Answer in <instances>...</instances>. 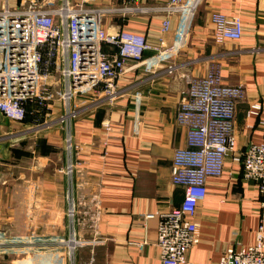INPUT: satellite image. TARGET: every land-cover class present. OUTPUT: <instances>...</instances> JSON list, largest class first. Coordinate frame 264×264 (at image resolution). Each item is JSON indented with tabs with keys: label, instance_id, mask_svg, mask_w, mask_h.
Wrapping results in <instances>:
<instances>
[{
	"label": "crops",
	"instance_id": "1",
	"mask_svg": "<svg viewBox=\"0 0 264 264\" xmlns=\"http://www.w3.org/2000/svg\"><path fill=\"white\" fill-rule=\"evenodd\" d=\"M19 1L0 0V6L13 8ZM166 4L113 0L112 6L120 10L103 16V28L141 33L153 45L162 37L166 49L181 22L178 15H170L168 31L159 34L165 16L160 9ZM214 11L241 17L239 40L214 44L207 18ZM187 35L173 54L150 51L144 55L151 61L147 66L130 62L117 82L121 95L114 102L76 97L71 106L80 112L64 127L37 128L22 136L19 129L45 119L38 107L28 108L37 117L28 115L17 125L0 115V232L24 240L4 252L0 264H159L154 213L167 212L182 199L181 188L170 179L173 152L186 143L187 129L176 123V109L189 80L203 76L211 62L220 63L223 83L242 84L246 93L235 109V153L225 158L220 177L206 180V195L193 217L201 239L186 252L185 264H218L226 247L254 243L257 226L264 225V201L233 157L248 144L261 142L264 132V0H199ZM103 50L113 52L107 45ZM168 66L174 67L172 74L166 72ZM253 102L262 109L246 117ZM62 111L54 99L45 116L52 119ZM102 121L114 129L109 136ZM67 131L80 145L79 152L66 149ZM76 158L81 165L68 176L65 169ZM70 198L79 201L78 211L85 210L82 205L91 213L95 203L100 207L96 234L88 227L83 230L100 242L87 244L88 250L74 247L69 256V248L57 241L70 238ZM145 214L154 217L145 220ZM141 240L146 244L136 249L132 243Z\"/></svg>",
	"mask_w": 264,
	"mask_h": 264
},
{
	"label": "built area",
	"instance_id": "2",
	"mask_svg": "<svg viewBox=\"0 0 264 264\" xmlns=\"http://www.w3.org/2000/svg\"><path fill=\"white\" fill-rule=\"evenodd\" d=\"M112 2L21 0L13 8L6 4L0 6V115L11 124H20L25 118V105L30 104L38 107L37 112L42 111L45 117L30 128L19 129L18 134L24 136L37 128L50 129L54 125L64 127L80 112L81 108L71 106L76 97H96L109 103L117 100L121 95L117 82L129 69L130 62H136L133 66H147L151 61L144 60L146 52L162 56L185 44L192 15L199 4V0H166V6L160 9L165 16L159 34L168 31L170 15H178L181 22L174 43L165 49L162 37L158 45H153L135 31L104 29L103 16L120 10L114 8ZM207 18L215 45L242 37V20L238 14L214 11ZM105 45L113 52L106 53L103 50ZM173 68L168 66L165 70L172 74ZM52 86H59V91L50 89ZM187 86L175 115L176 123L187 129L186 143L174 150L170 170L171 184L181 188L182 199L169 211L154 213L159 222L155 238L159 264H185L186 252L199 244V224L193 219L195 209L206 195L207 178L220 177L225 158L235 153V109L246 93L242 84L223 83L219 62H211L207 72L190 79ZM54 99L60 101L63 111L48 119L45 115H48L49 103ZM261 109L259 102H253L246 117L256 115ZM102 129L105 136L114 130L107 121H102ZM262 135L261 142L248 144L235 154L233 160L240 164L244 179L256 186L259 198L264 201V132ZM64 140L69 152L80 151V145L69 131ZM79 165V159H70L65 173L71 176ZM78 205L79 201L69 199L70 238L57 241L69 248V256L74 247L88 242L76 240V230L88 227L95 235L99 220L100 207L96 203L94 213L84 205L85 210L78 211ZM261 205L264 206V202ZM154 214H145L144 219L153 218ZM254 236L252 245L226 247L218 264H264L262 222ZM71 238L77 241L76 245H69ZM23 241L21 237L0 232V256L17 249ZM91 242L100 241L92 239ZM145 244V240L132 243L136 249H142Z\"/></svg>",
	"mask_w": 264,
	"mask_h": 264
},
{
	"label": "rangeland",
	"instance_id": "3",
	"mask_svg": "<svg viewBox=\"0 0 264 264\" xmlns=\"http://www.w3.org/2000/svg\"><path fill=\"white\" fill-rule=\"evenodd\" d=\"M80 232H82V233H80ZM88 235L89 234L88 233H84L83 230H78V229L76 230V240H78L79 237L85 239L84 241L91 240L92 238L89 239ZM87 244H93V243L91 241H88ZM87 244L76 247L75 251L80 250V249L88 250L90 246H87ZM93 245H95V244H93Z\"/></svg>",
	"mask_w": 264,
	"mask_h": 264
},
{
	"label": "trees",
	"instance_id": "4",
	"mask_svg": "<svg viewBox=\"0 0 264 264\" xmlns=\"http://www.w3.org/2000/svg\"><path fill=\"white\" fill-rule=\"evenodd\" d=\"M29 106H32V105H30V104H26V105H25V107H26L25 118H26L28 115H31L32 117H33V116H36V117H37L38 113L36 112L35 109H33L32 112H29V110H28ZM25 118H24V119H25ZM40 142H41V141L39 140V144H40ZM39 152L43 153L44 150H43V149H40ZM12 153H13V152H12Z\"/></svg>",
	"mask_w": 264,
	"mask_h": 264
},
{
	"label": "bare ground",
	"instance_id": "5",
	"mask_svg": "<svg viewBox=\"0 0 264 264\" xmlns=\"http://www.w3.org/2000/svg\"><path fill=\"white\" fill-rule=\"evenodd\" d=\"M92 239H93V238H92ZM92 239H91V240H92ZM91 240H90V241H91ZM80 243H81V242H80ZM76 244H77V241H76V240H72V238H71V239H70V242H69V245H70V246H74V245H76ZM93 244H96V243H93Z\"/></svg>",
	"mask_w": 264,
	"mask_h": 264
}]
</instances>
